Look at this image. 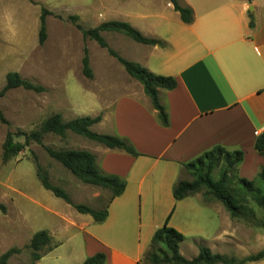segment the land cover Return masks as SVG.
I'll return each mask as SVG.
<instances>
[{
    "label": "crops",
    "instance_id": "obj_1",
    "mask_svg": "<svg viewBox=\"0 0 264 264\" xmlns=\"http://www.w3.org/2000/svg\"><path fill=\"white\" fill-rule=\"evenodd\" d=\"M179 1L193 9V22L185 23L170 0H99L102 10L92 14L129 22L144 35L162 40L165 45H149L121 32L109 33L114 34V44H109L122 57L174 76L178 84L160 90L168 125L162 123L143 84L128 72L110 89L100 85L102 89L86 93L95 109L87 115L102 114L91 129L107 127L99 133L128 139L140 155L93 140L80 148L93 152L104 172L126 182L101 223L68 205L57 211L66 224L51 233L72 227L81 231V264L98 252L106 254L105 264H151L144 255L169 217V225L186 236L180 247L185 257L199 253L196 242L188 241L190 236L211 238L216 252L211 250L223 254L216 248L230 235V212L222 202L198 193L176 200L174 186L186 179L187 163L217 145L245 152L239 177L255 178L264 167V155L255 146L256 131L264 126V0ZM197 203L214 205L215 217L221 219L208 216L209 232L191 213Z\"/></svg>",
    "mask_w": 264,
    "mask_h": 264
},
{
    "label": "rangeland",
    "instance_id": "obj_2",
    "mask_svg": "<svg viewBox=\"0 0 264 264\" xmlns=\"http://www.w3.org/2000/svg\"><path fill=\"white\" fill-rule=\"evenodd\" d=\"M44 10H47L48 37L40 44ZM101 10L99 0H0V91L10 71H17L23 78L46 88L43 92H36L17 87L0 96V108L6 118V122L0 120V202L7 206L5 213L0 211V258L11 248L21 249L11 255L6 264H81L84 251L81 231L72 227L65 233H51L66 224L58 210L67 205L72 211L77 210L42 185L36 158L50 181L64 188L74 203H84L97 210L105 209L109 204V189L82 182L45 149L49 146L82 150L80 148L86 141H92L82 135L72 131L63 136L47 133L42 143L31 141L17 155L3 161L4 144L9 133L15 143H25L23 133L39 128L43 120L53 113H61L65 121L90 108L92 111L85 115L91 114L95 109L86 93L102 89L100 85L110 89L118 76L127 75L124 66L106 48L83 33V29L111 21L103 16H92ZM109 33L115 32H102V35L112 44L114 34ZM85 45L89 49L93 78L83 74ZM102 130L109 129L95 128L97 132ZM187 176L186 179H191L189 173ZM198 194L204 196L203 191ZM250 205L255 210L256 220L230 218V235L216 248L235 259L227 264H264V256L248 260V257L264 251V210L254 202ZM190 210L207 232L212 230L208 216L221 221L215 217L214 205L197 203ZM40 230L49 231L52 242L41 251L43 257L34 260L27 245ZM188 241L196 242L198 247L203 244L213 249L211 238L190 236ZM185 253L189 255L191 252Z\"/></svg>",
    "mask_w": 264,
    "mask_h": 264
},
{
    "label": "trees",
    "instance_id": "obj_3",
    "mask_svg": "<svg viewBox=\"0 0 264 264\" xmlns=\"http://www.w3.org/2000/svg\"><path fill=\"white\" fill-rule=\"evenodd\" d=\"M176 11L180 13L181 19L185 23L194 20V11L188 5H183L179 0H170ZM47 10L41 14V27L39 42L43 44L48 37L46 26ZM104 31L121 32L137 42L149 45H165L156 38L144 35L140 30L125 21H105L96 27L83 29L86 37L94 39L102 48H106L109 54L115 57L126 69V71L138 81H140L146 94L152 100L154 108L159 111V116L164 125H168V113L161 103L160 90H172L177 86L174 76L157 74L150 71L143 65L122 57L113 49L105 37ZM83 74L88 78L94 77V71L90 64L89 49L85 45L82 59ZM23 87L36 92L45 91V87L23 78L19 72L10 71L6 75V84L0 91V96L7 90ZM0 120L6 122V118L0 108ZM102 120V114L97 116H78L69 121H65L61 113H53L48 116L39 128L31 132L23 133L25 143H15L12 134L9 133L4 144L3 161L7 162L12 156L21 152L31 141L43 142V137L47 133L65 135L68 131L82 135L90 140L96 141L111 149H120L131 155L138 156L139 152L128 141V139L113 134L99 133L91 129L92 125ZM256 149L264 155V132L256 139ZM48 154L59 161L64 167L77 176L82 182L109 189L111 192L109 203L121 195L126 187V182L116 174L104 172L98 164L97 156L89 150L78 149H54L45 146ZM245 152L242 150H228L222 145H217L213 149L205 152L193 161L186 164L191 179H180L174 186L173 193L176 200H182L187 196L203 191L207 200H218L223 203L230 212L232 218H245L256 220L254 208L250 205L254 202L264 210V167L260 169L256 177L252 180L239 177L238 167L243 162ZM38 177L42 185L52 191L55 196L62 198L71 204L76 210L83 214H90L98 223L103 222L108 216V208L97 210L84 203H74L68 192L61 186L53 184L47 173L43 171L36 158ZM0 211L5 213L7 206L0 202ZM170 218V217H169ZM169 218L165 224L154 234L151 244L144 255V261L151 264H218L233 262L235 259L229 258L225 254L215 253L208 246L199 244V253L194 258L185 257L180 247L186 239L184 233L169 225ZM264 225V224H263ZM52 242V235L47 230L36 232L30 243L27 245L32 250L34 260L43 257L42 250ZM21 251L20 248H11L0 258V264H6L8 258ZM264 256V251L248 257V260H257ZM106 254L98 252L87 257L82 264H105Z\"/></svg>",
    "mask_w": 264,
    "mask_h": 264
},
{
    "label": "built area",
    "instance_id": "obj_4",
    "mask_svg": "<svg viewBox=\"0 0 264 264\" xmlns=\"http://www.w3.org/2000/svg\"><path fill=\"white\" fill-rule=\"evenodd\" d=\"M256 132H257V134H261L262 132H264V126L260 130H258Z\"/></svg>",
    "mask_w": 264,
    "mask_h": 264
},
{
    "label": "water",
    "instance_id": "obj_5",
    "mask_svg": "<svg viewBox=\"0 0 264 264\" xmlns=\"http://www.w3.org/2000/svg\"><path fill=\"white\" fill-rule=\"evenodd\" d=\"M249 9H250V11H252V10H253V7H252V5L250 6V8H249Z\"/></svg>",
    "mask_w": 264,
    "mask_h": 264
}]
</instances>
